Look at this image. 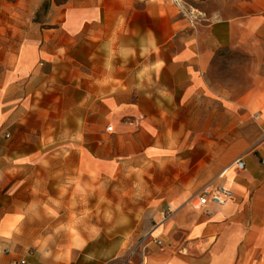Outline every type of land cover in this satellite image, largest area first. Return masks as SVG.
<instances>
[{
    "label": "crops",
    "instance_id": "1",
    "mask_svg": "<svg viewBox=\"0 0 264 264\" xmlns=\"http://www.w3.org/2000/svg\"><path fill=\"white\" fill-rule=\"evenodd\" d=\"M94 1L0 0V264H264V0L191 28L167 3ZM225 47L256 61L238 97L214 76ZM38 155L114 164L128 231L25 233L7 175ZM215 185L227 201L194 206Z\"/></svg>",
    "mask_w": 264,
    "mask_h": 264
},
{
    "label": "rangeland",
    "instance_id": "2",
    "mask_svg": "<svg viewBox=\"0 0 264 264\" xmlns=\"http://www.w3.org/2000/svg\"><path fill=\"white\" fill-rule=\"evenodd\" d=\"M38 1L28 0L32 4H36ZM53 1L59 3L65 0ZM146 1L138 0V3L142 7ZM155 1L169 4L174 9L175 15L186 21L191 28L197 19L213 16L219 5L238 3L244 0ZM69 2L91 4L95 1L69 0ZM127 2H131V0H127ZM213 62L215 64L214 76L218 77L222 84L231 83L236 89L237 97L250 84L253 76L249 72H252L256 61L245 58L240 49L218 48L215 51ZM21 145L23 146V141ZM21 158L22 161L15 162L8 172L7 180L12 195L18 200L23 198L25 233L36 235L41 233L42 229L51 227L115 230L122 226L124 232L128 231L129 221L109 219L118 209L117 192L128 190L117 187V179L124 181L128 180V177L115 171L114 164L108 165V171H101L99 156H92L91 171L74 173L62 170L67 155H61L59 163L57 162L58 157L50 155L31 156L30 160L24 164L23 157ZM86 163L89 165V160H86ZM88 177H90V183L86 182V186H83L84 179ZM59 180H75V183L73 185L53 183V181ZM68 215L71 218L68 219Z\"/></svg>",
    "mask_w": 264,
    "mask_h": 264
},
{
    "label": "built area",
    "instance_id": "3",
    "mask_svg": "<svg viewBox=\"0 0 264 264\" xmlns=\"http://www.w3.org/2000/svg\"><path fill=\"white\" fill-rule=\"evenodd\" d=\"M252 118L256 119L259 117L258 113H252ZM109 129V126L107 127ZM261 138L264 139V132L261 135ZM234 165L241 169L243 167V161L241 159H236L234 161ZM231 196V191L222 186V185H215L209 186L202 189V191L198 194L197 200L194 203V206L201 207L206 205L208 202H214L218 204H223L227 201V199ZM10 264H27L26 260L23 258L20 259H13L11 260Z\"/></svg>",
    "mask_w": 264,
    "mask_h": 264
}]
</instances>
